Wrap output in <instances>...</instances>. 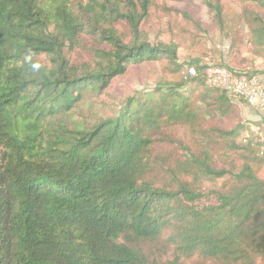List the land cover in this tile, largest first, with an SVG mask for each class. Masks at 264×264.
<instances>
[{
  "label": "trees",
  "instance_id": "16d2710c",
  "mask_svg": "<svg viewBox=\"0 0 264 264\" xmlns=\"http://www.w3.org/2000/svg\"><path fill=\"white\" fill-rule=\"evenodd\" d=\"M202 2L230 39L212 66L150 45L140 26L152 0H0V264H264V139L244 137L235 96L205 81L217 66L262 72L228 66L240 22L223 0ZM240 2L264 57V0ZM142 62L184 70L181 83L128 98L114 117L69 119ZM179 126L201 132L194 149L168 138Z\"/></svg>",
  "mask_w": 264,
  "mask_h": 264
},
{
  "label": "rangeland",
  "instance_id": "374dc122",
  "mask_svg": "<svg viewBox=\"0 0 264 264\" xmlns=\"http://www.w3.org/2000/svg\"><path fill=\"white\" fill-rule=\"evenodd\" d=\"M124 1V0H122ZM225 15L229 22L239 23L242 33V44L238 52L231 55L230 66L236 71H261L256 75L264 79V57H258L250 46V34L243 21H239L241 16L242 3L240 0H223ZM118 29L122 33H127L123 25ZM140 30L146 37L150 45L176 44L177 61L179 63L190 60H201L206 65H211L228 56L230 50V39L222 35L215 27L212 17L202 0L191 2H174L167 0H152L149 16L141 24ZM68 57L76 62H84L87 54L79 50L73 51ZM223 67V66H217ZM183 72L173 74L167 62L150 63L142 62L133 65L123 76L116 78L110 87L99 97L86 95L85 100L80 103V107L71 113L69 119L76 123L83 124L97 119L114 117L125 101L131 97H138L144 91L156 87H166L181 83ZM205 92L197 90L192 98L193 108L203 107L202 98ZM235 108L239 112V119L245 123L247 130L244 137H255L256 140L264 139V110L251 107L243 99L232 97ZM234 121L233 117L225 120L223 128H228ZM203 127H218L219 122L206 121ZM261 124V125H260ZM185 126H179L166 132L169 139L175 141V147L195 148L201 132H193ZM262 150H264L262 148ZM184 160L188 151L178 150ZM174 250L170 249L165 254L160 255L158 260H169L172 258ZM159 256L158 252L154 253ZM195 261V258H193ZM188 261L187 264L193 263Z\"/></svg>",
  "mask_w": 264,
  "mask_h": 264
},
{
  "label": "built area",
  "instance_id": "2783aa9c",
  "mask_svg": "<svg viewBox=\"0 0 264 264\" xmlns=\"http://www.w3.org/2000/svg\"><path fill=\"white\" fill-rule=\"evenodd\" d=\"M189 75L195 71L190 69ZM206 84L244 99L251 107L264 110V80L258 76L246 78L234 76L225 67H214L205 76Z\"/></svg>",
  "mask_w": 264,
  "mask_h": 264
},
{
  "label": "crops",
  "instance_id": "0c3cea01",
  "mask_svg": "<svg viewBox=\"0 0 264 264\" xmlns=\"http://www.w3.org/2000/svg\"><path fill=\"white\" fill-rule=\"evenodd\" d=\"M236 70V69H235ZM264 80V79H263Z\"/></svg>",
  "mask_w": 264,
  "mask_h": 264
}]
</instances>
